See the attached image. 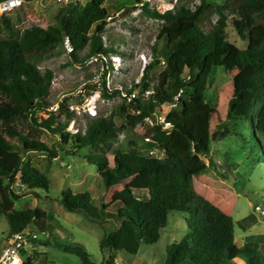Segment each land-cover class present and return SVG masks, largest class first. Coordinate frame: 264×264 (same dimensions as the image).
<instances>
[{"label":"trees","instance_id":"trees-1","mask_svg":"<svg viewBox=\"0 0 264 264\" xmlns=\"http://www.w3.org/2000/svg\"><path fill=\"white\" fill-rule=\"evenodd\" d=\"M106 1L82 4L71 0L59 10L57 23L47 28L34 25L15 30L9 17L1 16L8 34L0 36V95L6 98L0 103V124L4 127L0 131V217H5L8 232L30 227L41 235L49 234L35 244L42 238L50 239L48 215L32 208L14 211L6 195L8 187L18 182L28 188L47 189L50 179L29 162L21 168L13 166L4 153L23 150L54 161L62 154L89 149L85 158L97 165L105 186H122L109 205H100L101 212L108 210L116 225L101 240L102 249L135 255L142 244L159 241L171 212H184L188 214V233L167 247L164 264H237L239 260L242 264H264L261 243L236 244L232 216L196 190L194 174L170 148L175 134L192 141L197 131L208 128L214 120L217 111L209 103L208 88L213 71L223 67L224 72L235 75L233 90L219 97L220 106L234 126L240 125V130L250 136L252 151L264 156V0H225L221 4L199 0L193 7L183 0H169L174 6L166 11L148 9V0H126L117 11L130 12L142 5L150 16L163 22L158 35L163 46L158 49L154 45V58L143 69L141 87L120 85L109 90L104 80L101 95L105 98L138 92L136 98L107 116L76 119L73 124L77 131L70 132L74 114L66 105L62 104L60 114L68 120L48 113L54 74L39 68L36 54L66 38L73 47V59L80 65L90 56L117 52L109 41L92 33L108 16ZM206 24L211 28L206 29ZM229 25L248 41L245 49L229 42ZM86 47L88 52L83 56L79 51ZM156 67L160 71L152 77ZM175 102L180 110L173 108L167 115L171 129L146 124L145 119L159 114L163 105ZM45 112L48 115L43 117ZM138 125L145 127L141 139L135 132ZM45 129L59 136L60 141L49 145L32 135ZM228 132L214 131L212 138L224 137ZM198 152L208 153L207 148ZM107 153L113 157V166ZM10 196L21 200L12 190ZM60 203L70 212L89 211L94 206L88 191L75 193L70 188L61 193ZM65 250L78 256L82 264H98L90 260L82 246H67ZM35 256L37 251L27 256L25 264H35ZM113 262L110 255L108 264Z\"/></svg>","mask_w":264,"mask_h":264},{"label":"rangeland","instance_id":"rangeland-1","mask_svg":"<svg viewBox=\"0 0 264 264\" xmlns=\"http://www.w3.org/2000/svg\"><path fill=\"white\" fill-rule=\"evenodd\" d=\"M69 1L71 0H25L23 5L5 15L9 17L15 30L23 31L34 25L47 28L57 23L56 16L59 10ZM79 1L85 4L89 0ZM183 1L191 7L199 3V0ZM209 1L221 4L225 0ZM170 2L148 0V9L163 10L162 5L168 6ZM125 3L126 0H107L104 7L108 16L100 27L95 26L92 31L93 34L109 41V45L117 52L106 56H90L83 65L73 59L72 52H69L64 42L36 54L39 68L42 71L50 69L54 74L50 101L51 105H59V110L53 114L65 121L68 118L60 114L62 104L68 108L74 107L73 110L69 108L74 114L70 119L72 121L69 126L70 132H75L76 127L73 123L76 119L84 121L88 116H107L116 107L128 102L122 93L109 98V101L102 96L104 80L107 89L120 88V85L141 87L144 65L154 58L152 50L154 45H157L158 49L163 46V40L158 39L163 22L150 16L142 5L130 12L117 11L119 6ZM216 20L215 15L212 17L213 24ZM210 28L211 25L206 24V29ZM7 34L0 17V36ZM227 38L238 48L245 49L248 45V41L241 39L231 25L227 29ZM87 52L88 47L79 51L83 56L87 55ZM159 71L160 68L156 67L152 77ZM234 75L235 73L224 72L223 67L213 71L208 98L209 103L217 111L214 120L208 128L197 131L192 141L175 134L170 148L194 174L196 190L232 216L236 244L241 247L246 242L257 241L264 250V214L255 210L256 206L264 210V156L257 155V150L252 151L253 142L250 136L244 130H240L239 124H236L239 125L237 127L234 126V121L227 118L219 103V97L223 92L233 90ZM78 87L82 88V92H76ZM5 99L0 95V103ZM91 107H95L97 111L95 116L86 113L80 115L78 112L79 109L83 111ZM179 110V107H176V111ZM46 116L43 114V117ZM121 122L122 120L119 123ZM3 128V125H0V131ZM225 129L229 131L226 136L212 138L214 131L225 132ZM135 132L141 139L145 127L138 125ZM32 135L49 145H55L60 141L59 136L48 129ZM12 141L19 143L18 140ZM202 148H207V155L198 152ZM28 152L9 151L4 155L18 168L29 162L32 167L49 177L50 185L47 189L28 188L18 182L8 187L6 195L13 202L14 211L32 208L48 215L52 233L50 239L45 241L42 238L38 243L24 248L25 257L34 255L35 251L38 252L35 264H82L78 256L65 250V247L72 245L82 246L89 253L90 260L98 264H108L110 255L120 264H164L167 247L187 235L188 214L171 212L166 227L161 230L159 241L151 245L142 244L137 254L102 249L101 240L105 234L115 229L116 225L108 210L106 213L101 212L100 205H109L114 192L120 190L122 186L111 188L105 186L104 180L98 174L97 165L89 163L85 158L89 149H81L74 155L62 154L54 161ZM107 156L110 165L113 166L112 155L107 153ZM197 172L200 174L195 177ZM68 188L75 193L88 191L95 207L89 211H67L60 203V195ZM11 190L19 195L21 200H14L10 196ZM8 231V223L5 217L1 216L0 236L6 235ZM237 264L242 262L239 260Z\"/></svg>","mask_w":264,"mask_h":264},{"label":"built area","instance_id":"built-area-1","mask_svg":"<svg viewBox=\"0 0 264 264\" xmlns=\"http://www.w3.org/2000/svg\"><path fill=\"white\" fill-rule=\"evenodd\" d=\"M24 2L25 0H1L0 1V17L5 14H9L13 12L17 8H19L21 5H23ZM173 6H174V3L170 2L168 6L162 5L163 10L159 9V11H166V10L172 9ZM64 43L66 44V47L68 48L69 52H73V47L68 38L64 40ZM146 64L144 65V67L146 66ZM77 91L82 92V88L78 87V89H76V92ZM122 94L128 101H130L132 98L137 97V94L135 92L132 93L131 95H126V93H122ZM177 97L178 96L175 97L176 101H177ZM107 100L109 101V98ZM176 107H177V102L172 103V104L163 105L161 107L159 114H156L153 117H148L145 119L146 124L149 126L159 125L163 129H166V130L171 129L172 124L170 120L167 119V115L173 108H176ZM69 108H71V110L74 109V107H69ZM58 110H59V105H51L48 109V113L49 114L56 113ZM78 112L80 115H83V113H86V114L95 116L97 111L95 110V107H91L83 111L79 109ZM48 113L45 112L43 114L48 115ZM76 131H77V128H75V132ZM145 141L149 142L150 138L146 137ZM255 210H257L261 214H264V210H262L260 206H256ZM48 235L49 234L46 232L41 235L38 232L33 231L32 228L27 227L21 231H18L15 233L8 232L6 235L0 236V264H25L26 259H27V257L24 256L25 246L32 245L34 244V241L40 239L41 237L46 238ZM113 264H120V263L114 261Z\"/></svg>","mask_w":264,"mask_h":264}]
</instances>
